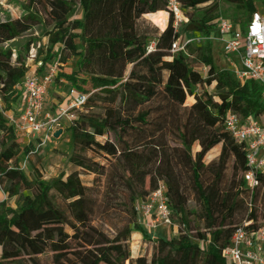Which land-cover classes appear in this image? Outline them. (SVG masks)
<instances>
[{"label": "trees", "instance_id": "trees-1", "mask_svg": "<svg viewBox=\"0 0 264 264\" xmlns=\"http://www.w3.org/2000/svg\"><path fill=\"white\" fill-rule=\"evenodd\" d=\"M21 1L27 9L24 15L0 20V45L45 24L47 49L41 58V50L37 52L36 73L43 72L50 59L65 63L75 57V68L62 75L64 83L88 96L55 138L67 135L68 159L76 169L49 179L33 170L26 174L29 156L41 147L17 132L3 111H15L12 104L20 102V84L32 76L27 74V56L0 49V191L6 198H16L15 207L0 200V264H231L221 249L229 244L234 228L245 218L264 217L255 207L259 199L264 202V175L256 174L260 185L250 196L243 178L244 144L236 142L222 122L228 110L243 118L264 115L262 87L252 79L240 83L230 72L217 76L209 40L171 53L179 36L171 15L148 51L151 40L137 32L136 22L143 14H162L166 0ZM218 1L179 0L188 17L180 32H215ZM222 1L242 13L241 21L234 15V23L244 25L253 13H264V0ZM76 6L81 17L71 18ZM191 59L208 68L207 77ZM213 81L217 100L205 91L196 93L198 85ZM195 94L182 120L178 108ZM109 132L115 140H97ZM169 135L176 136L178 144L171 146ZM194 143L200 150L192 155ZM218 144V159L204 164L205 154ZM89 152L111 157L108 169ZM230 162L232 176L226 182ZM78 170L105 177L101 199L82 182ZM160 181L166 185L174 222L185 224V229L170 238L160 235L149 260L141 255L132 259L128 244L132 233L151 236L138 221L137 204ZM188 191L199 205L203 232L192 231L187 220ZM93 210L100 224L88 220Z\"/></svg>", "mask_w": 264, "mask_h": 264}, {"label": "built area", "instance_id": "built-area-1", "mask_svg": "<svg viewBox=\"0 0 264 264\" xmlns=\"http://www.w3.org/2000/svg\"><path fill=\"white\" fill-rule=\"evenodd\" d=\"M166 12L173 18V28L179 36L171 44L170 51H185L193 43L206 40L218 41L225 54L237 59L238 66L232 70L233 77L240 83L248 79L256 81L262 87L264 100V13L257 11L244 25H237L232 20L217 18L216 31L208 35H180V27L188 21L179 0H166ZM154 43L147 46L150 51ZM54 70L48 71L39 79L26 77L22 84L20 102L15 111H3L10 125L17 132L37 140L36 147H43L54 138L53 133L71 122L82 110L87 94L74 88L69 89L65 103L51 111L44 109V94L50 84ZM223 128L232 138L244 144L246 150V171L243 173L248 192L252 195L260 185L257 173L264 175V123L259 118L241 117L228 110L222 122ZM55 139V138H54ZM24 165V163H23ZM166 185L159 182L144 200L137 204L138 221L144 229L167 227L175 234L184 231L185 224L175 223L166 195ZM249 210L252 208L248 202ZM208 242V239L206 240ZM204 247V241L201 243ZM221 256L231 264H264V217L245 218L237 225L230 237L229 244L221 249Z\"/></svg>", "mask_w": 264, "mask_h": 264}, {"label": "rangeland", "instance_id": "rangeland-1", "mask_svg": "<svg viewBox=\"0 0 264 264\" xmlns=\"http://www.w3.org/2000/svg\"><path fill=\"white\" fill-rule=\"evenodd\" d=\"M258 9L260 6L258 5ZM27 9L24 6V3L21 0H0V20H5L9 18H18L26 13ZM236 15L239 18V21L243 19V15L241 12H236V9L233 5L223 2L222 0L218 1V11L217 17H223L236 21L234 18ZM81 17V12L78 6L74 8L73 15L71 18H79ZM156 21V22H155ZM153 23L148 19H145L143 16L140 17L136 22L137 32L140 34H146L148 38L151 40L149 42L152 43L155 36H157L161 32V21L155 20ZM235 22L237 25H242L241 22ZM155 23V24H154ZM47 26L43 23L35 26L31 30L23 33L17 38L3 43L0 45V49L10 48L13 54H17L20 52L23 56H27L26 64L28 66L27 74H31L33 78L39 79L41 76L46 74L50 70H54V75L50 84L47 85L46 91L44 94V109L46 111H51L54 108L58 107L59 104L68 96V91L71 88H74L70 84L64 83L66 81L62 75L69 74L75 68L77 58L71 57L65 63H59L56 61V58L50 59L45 66L43 72L36 73V68L39 66V63L36 61V55L38 50H41L39 54V58L43 57L46 54L47 49V37L45 35V31ZM181 31V30H180ZM183 32H180V35H183ZM28 45V51H26L25 47ZM211 54L213 58V62L216 68L217 76L225 77L227 72L232 74V70L235 65L238 66L237 59L231 54H225L223 51V46L218 41H211L210 43ZM196 59H191L190 63L194 66V68L203 76L207 77L208 68L198 62ZM43 73V74H42ZM58 77V79H55ZM23 82L20 84L22 88ZM216 82L213 81L209 85H198L196 89V93L200 94L203 91L208 94H212V96L217 100V90L215 88ZM94 90H91L93 93ZM197 95H192L186 98L184 104L178 108V116L184 120L186 117V109L189 108L191 104H193L196 100ZM0 105L3 103L0 101ZM13 109L17 108V103L12 104ZM99 110V109H97ZM260 122H264V116L259 118ZM34 144H37V140L35 138L29 137ZM115 140V134L113 132H109L104 137H98L97 140L103 142L104 140ZM169 144L176 145L178 144V138L174 135H169ZM221 145L218 144L212 147L204 156L203 162L204 164H210L211 162H215L218 159V155L220 152ZM191 154L194 155L196 152L200 150V146L197 143H194L191 147ZM69 152L70 147L68 143L67 135H63L59 139L52 138L49 142H47L43 147H41L36 153L31 154L26 162V167L24 169L26 174H31V170L39 172L43 178L49 179L52 177H56L60 174H64V176L76 169L71 162L69 161ZM91 156L95 161L100 162L105 165V169H108L109 166V158L105 155H101L99 157L94 156L92 153H87ZM232 164L231 162L228 164L227 169L225 170V180L228 182L232 176ZM80 172V178L82 182L86 186H91L94 193L97 194L98 198L101 199L102 193L105 187V177L97 175L92 172H85L82 170H78ZM107 172V171H106ZM240 177V174L237 175ZM186 182L188 184V188L190 190V181L186 178ZM145 190H148V180H146L144 185ZM24 195H30L28 191L24 192ZM107 198V197H106ZM6 199L7 203L10 206H16V198H6L5 194L0 191V200ZM111 199H107L109 201ZM114 204H118L117 199H112ZM255 207L259 216H263L264 214V202L260 201V199L255 203ZM185 212L187 215V220L191 225V230L194 232H203L202 221L199 220L197 214L199 212V205L196 202L194 195L191 191L187 192V202L185 205ZM88 220L97 225L100 222L94 216V210L88 214ZM244 219L242 220V222ZM105 229L107 227L104 226ZM160 228V229H159ZM156 229V233L154 229L149 228L147 231L153 233L151 236H142L139 232H133L129 239V249L131 258L134 259L138 256H145L148 260L151 258L153 253L155 243L157 238L160 235H164L167 238L175 236L176 234L171 232L167 227H159ZM160 230L161 232H159ZM163 230V231H162ZM128 264V261L125 263Z\"/></svg>", "mask_w": 264, "mask_h": 264}, {"label": "crops", "instance_id": "crops-1", "mask_svg": "<svg viewBox=\"0 0 264 264\" xmlns=\"http://www.w3.org/2000/svg\"><path fill=\"white\" fill-rule=\"evenodd\" d=\"M158 13V11L157 12H155V13H147V14H143L142 16L145 18V19H148L149 21H152V23L155 21V20H153L154 18L153 17H157L158 19H159V21H161L160 23H161V26H160V24H159V27L161 28V31L166 27V25H167V21H168V14H167V12L165 11V10H163L162 11V14H157ZM141 16V17H142ZM156 22V21H155ZM155 24V23H154ZM65 103V99L59 104V106L60 105H62V104H64ZM264 115H262V117H263ZM264 123V122H263ZM158 229V228H157ZM160 229V228H159ZM159 232H161L160 230H158ZM163 231V230H162ZM154 232L156 233V229L154 230ZM151 233V232H150ZM151 234H153V233H151Z\"/></svg>", "mask_w": 264, "mask_h": 264}, {"label": "water", "instance_id": "water-1", "mask_svg": "<svg viewBox=\"0 0 264 264\" xmlns=\"http://www.w3.org/2000/svg\"><path fill=\"white\" fill-rule=\"evenodd\" d=\"M61 133H62V129H61V128L57 129V130L53 133L54 138H58L59 135H60Z\"/></svg>", "mask_w": 264, "mask_h": 264}]
</instances>
